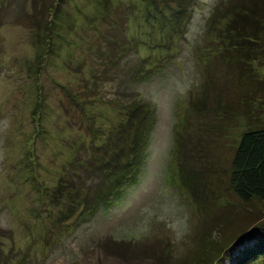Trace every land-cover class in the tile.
I'll use <instances>...</instances> for the list:
<instances>
[{"label":"rangeland","instance_id":"rangeland-1","mask_svg":"<svg viewBox=\"0 0 264 264\" xmlns=\"http://www.w3.org/2000/svg\"><path fill=\"white\" fill-rule=\"evenodd\" d=\"M184 1L187 9L181 0H65L51 23L27 0H0V264H184L223 213L241 210L228 181L246 120L230 112L241 92L231 82L237 68L215 39L228 18L209 26L230 1ZM48 22L59 35L41 61ZM126 91L153 110L146 163L110 206L95 189L111 177L90 176L85 196L95 210L65 221L71 195L58 200L54 188L72 144L87 139L93 149L70 95L93 114L103 108L97 100L124 101ZM177 156L191 165L197 197L183 187Z\"/></svg>","mask_w":264,"mask_h":264},{"label":"trees","instance_id":"trees-1","mask_svg":"<svg viewBox=\"0 0 264 264\" xmlns=\"http://www.w3.org/2000/svg\"><path fill=\"white\" fill-rule=\"evenodd\" d=\"M27 1L43 17L51 16L49 21L55 23V16L65 0ZM228 1L230 2L223 9H216L217 13L214 12L209 26L212 30L218 28L214 20L219 14L228 18L219 28V35L215 39L218 48L227 53L224 55L226 63L232 66V70L237 68L231 82H235L241 92L237 94L238 103L230 112L242 115L246 120V129L238 140L231 160L228 181L242 211L234 209L228 212L229 215L223 213L220 216L221 226H215L208 230L207 235L204 234L205 243L184 264H225L228 261L232 264H264V261L259 262L264 259V0ZM181 8H188L184 0H181ZM34 20L38 24L39 21L36 18ZM51 23H47L44 36L40 40L42 52L38 58L41 61L55 52L54 37L59 33ZM89 72L97 77L94 68H90ZM122 76V73H118L113 80L107 82L116 84ZM122 97L124 101L114 98L103 103L102 100H97L102 102L103 108L92 114L84 100H76L70 95L78 114L81 115L77 123L81 122L82 127L86 126L91 131L90 143L93 149L87 146V139L72 144V160L64 164L59 183L54 188L58 200L65 197V191L71 195L68 212L63 216L65 221L77 210L81 215H89L95 210L97 203L92 204L85 196L84 186L90 176L104 171L111 177L109 187L104 190L95 189L99 200L105 199L107 206H110L119 191L135 182L141 171L140 163H146V158L142 155L153 131V121L150 118L153 110L142 99L139 100L137 93L132 96L126 91ZM39 105L43 106L41 102ZM38 112L34 115L39 122L41 116ZM36 126L39 128V125ZM187 128L186 123L177 126L178 142L184 141L189 133H185ZM105 135L107 140L100 144ZM134 149H137L136 155L132 154ZM107 151L113 152V155L105 154L102 157L103 152L108 153ZM185 157L177 156L178 162L180 161V179L183 187L197 197L194 185L188 177L191 165ZM248 241L252 247L240 252L236 246L248 245Z\"/></svg>","mask_w":264,"mask_h":264}]
</instances>
